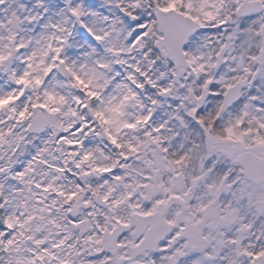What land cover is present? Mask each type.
Segmentation results:
<instances>
[{"label":"snow or ice","instance_id":"6c2138e0","mask_svg":"<svg viewBox=\"0 0 264 264\" xmlns=\"http://www.w3.org/2000/svg\"><path fill=\"white\" fill-rule=\"evenodd\" d=\"M0 264H264V0H0Z\"/></svg>","mask_w":264,"mask_h":264}]
</instances>
